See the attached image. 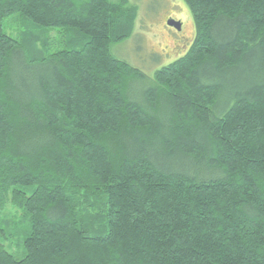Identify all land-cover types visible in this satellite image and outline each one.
<instances>
[{
    "label": "trees",
    "instance_id": "16d2710c",
    "mask_svg": "<svg viewBox=\"0 0 264 264\" xmlns=\"http://www.w3.org/2000/svg\"><path fill=\"white\" fill-rule=\"evenodd\" d=\"M182 1L194 39L137 103L136 7L0 0V264H264V77L218 112L264 72V0Z\"/></svg>",
    "mask_w": 264,
    "mask_h": 264
},
{
    "label": "rangeland",
    "instance_id": "374dc122",
    "mask_svg": "<svg viewBox=\"0 0 264 264\" xmlns=\"http://www.w3.org/2000/svg\"><path fill=\"white\" fill-rule=\"evenodd\" d=\"M126 1L137 9L133 34L128 40L112 46L111 53L145 75L144 82H129L125 90L131 101L142 103L141 92L148 86L154 72L187 52L194 39V24L182 0ZM168 20L179 22L180 30L167 26ZM263 77L261 59L256 54L248 64L221 80L224 90L218 112L224 111L236 92L243 91L250 82L259 81ZM18 214L12 207H7L0 212V218L9 219ZM4 247L8 253H19V248L13 243L6 242Z\"/></svg>",
    "mask_w": 264,
    "mask_h": 264
},
{
    "label": "water",
    "instance_id": "95a60500",
    "mask_svg": "<svg viewBox=\"0 0 264 264\" xmlns=\"http://www.w3.org/2000/svg\"><path fill=\"white\" fill-rule=\"evenodd\" d=\"M166 25L169 26V27H173L177 30H180V23L179 22H175V21H172V20H168L166 22Z\"/></svg>",
    "mask_w": 264,
    "mask_h": 264
}]
</instances>
